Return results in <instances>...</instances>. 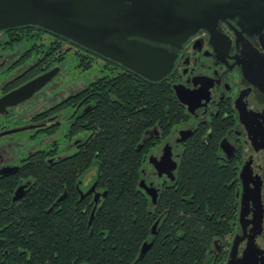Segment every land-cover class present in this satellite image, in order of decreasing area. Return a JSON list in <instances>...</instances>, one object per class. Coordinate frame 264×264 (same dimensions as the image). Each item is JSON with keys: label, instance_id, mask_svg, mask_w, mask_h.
<instances>
[{"label": "trees", "instance_id": "obj_1", "mask_svg": "<svg viewBox=\"0 0 264 264\" xmlns=\"http://www.w3.org/2000/svg\"><path fill=\"white\" fill-rule=\"evenodd\" d=\"M81 95L86 111L73 118L69 135L90 134L50 169L37 165L29 193L0 211V225L7 224L0 228L7 251L0 264H212L210 250L229 231L235 204V172L217 148L188 139L175 180L158 183L156 204L139 186L151 149L187 116L172 86L121 69ZM154 127L161 136L144 141ZM95 163L97 188L106 195L89 224L94 200L81 198L77 184ZM145 241L153 244L140 257Z\"/></svg>", "mask_w": 264, "mask_h": 264}, {"label": "flooded vegetation", "instance_id": "obj_2", "mask_svg": "<svg viewBox=\"0 0 264 264\" xmlns=\"http://www.w3.org/2000/svg\"><path fill=\"white\" fill-rule=\"evenodd\" d=\"M216 1L221 2L220 16L211 29H198L179 47L170 42L157 43L175 54L173 67L162 80L166 79L173 90L174 86H180L189 98V103L184 104L175 94L187 116L172 132L174 143L166 142L172 145L178 161L188 139L198 138L217 148L220 161L234 169L231 185L235 190V204L230 228L223 238L215 240L216 244L214 241L210 250L212 264H228L232 252V260L244 264L249 248H253L254 260L260 263L264 259V0ZM66 44L74 45L34 25L0 31V98L55 70L52 79L32 96L0 108L1 212L11 209L29 193L37 165L45 164L50 169L64 158L53 156L51 148L36 147L39 130L42 134H51L66 126V137L73 139L72 145L78 148L83 142L79 136L70 137L69 128L73 118L86 111L81 95L86 87L65 97L57 96L31 115L28 112L29 120L21 123L26 111L20 108L33 102L63 75ZM107 63L111 72L119 69L131 72L116 62L108 60ZM26 132L28 141L21 139V133ZM145 135L144 141L161 136L160 132ZM160 146L157 144L152 149ZM162 148L154 155L159 157ZM150 154L153 153L150 151ZM154 173L157 174L155 169ZM82 184L83 180L79 179L77 188L84 192L93 185L84 190ZM20 187H24V194L14 200ZM96 190L100 191L97 186ZM88 195L93 199L94 192ZM58 199L55 204L62 200ZM6 225L1 224L0 228ZM0 239H4L0 254H6V240Z\"/></svg>", "mask_w": 264, "mask_h": 264}, {"label": "water", "instance_id": "obj_3", "mask_svg": "<svg viewBox=\"0 0 264 264\" xmlns=\"http://www.w3.org/2000/svg\"><path fill=\"white\" fill-rule=\"evenodd\" d=\"M220 3L216 0H0V31L25 25L38 26L116 62L150 82H157L171 71L175 59V54L157 43L170 42L179 47L198 29H211L220 16ZM54 73L55 70H51L41 74L1 97L0 108L32 96L52 79ZM174 90L180 102L189 103L188 94L180 86H174ZM153 132L159 134L157 128L147 130L145 134ZM141 146L139 144V148ZM148 161L159 177L175 180L178 161L170 142L165 143L159 157L150 154ZM96 186L97 181L85 192L79 188L81 198L94 192L89 224L100 199L106 195V191H97ZM139 186L156 204L160 187L153 181L148 183L144 177ZM23 194L24 187L18 188L14 200H19ZM65 195L66 192L58 201ZM159 221L152 226L154 235H157ZM3 244L4 239H0V247ZM152 244L153 241H145L139 256H144ZM232 257L233 252L228 264H240ZM244 264H264V259L257 263L253 248H249Z\"/></svg>", "mask_w": 264, "mask_h": 264}, {"label": "rangeland", "instance_id": "obj_4", "mask_svg": "<svg viewBox=\"0 0 264 264\" xmlns=\"http://www.w3.org/2000/svg\"><path fill=\"white\" fill-rule=\"evenodd\" d=\"M69 42L73 43L70 40ZM73 44L74 45L66 44L64 46V48H67V51L64 53L63 56V75L60 74L57 79L54 80L53 84L42 92H40V94L36 97L33 102H30L20 108L26 111V113H23L24 117H22L21 123H23V121L27 122L29 120L28 112L29 115H31L34 113V111L36 112L41 110L42 107H45L46 104H49L57 96L65 97L67 95H70L76 92L78 89L87 87L91 82L95 81L100 76L111 72L109 64L107 63V59L75 43ZM89 63V68H86V65ZM120 70L121 69L117 70L116 73ZM70 113L71 111L69 112V114ZM63 120L64 118H62V122ZM174 128L171 131V135H168L167 137L161 139V142L159 143L161 144V146L159 147V149L154 148L151 150L153 154H159L161 152V148L165 144L166 140H169L171 143H174L175 136L174 133L172 134ZM67 131L68 127L66 126L61 128L59 131L53 132L51 134L49 132H45L44 134H42L41 130H39V134L36 135L35 140L36 147H42L45 149L51 148L53 149V151L56 152L55 155H60L62 157H66L74 153L77 148L72 145L73 139L66 137ZM47 133L50 135H47ZM89 134V132H83L78 136L82 139V141H85ZM27 136L28 132L21 133L22 140H27ZM146 137L147 135H144V138ZM33 142L31 141V143ZM148 157L149 156H147L146 163L143 167L145 172L142 173V176L147 180V182L154 180V183L157 185L161 178L159 179L157 174L154 173V167L152 166V164L149 163ZM97 175L98 165L95 163L89 170L84 173V176L82 177V188L84 190L88 189L96 180ZM212 259L213 256L209 255L208 260Z\"/></svg>", "mask_w": 264, "mask_h": 264}]
</instances>
